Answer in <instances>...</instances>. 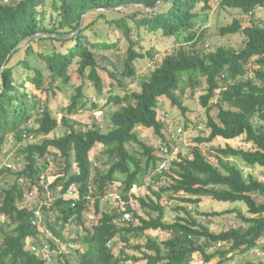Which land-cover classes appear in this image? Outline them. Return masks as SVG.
Masks as SVG:
<instances>
[{
    "label": "trees",
    "instance_id": "1",
    "mask_svg": "<svg viewBox=\"0 0 264 264\" xmlns=\"http://www.w3.org/2000/svg\"><path fill=\"white\" fill-rule=\"evenodd\" d=\"M58 2L53 4L57 17L51 18L48 25L45 12L38 10L44 0L0 4V153L12 138L21 143L24 136L44 137L40 144L27 145L22 150L26 161L22 170L14 173L8 168L0 169V172L4 170L16 177L13 185L1 189L0 193V264H46L41 255L27 248L29 238H35L41 244L37 235H43V232L31 225L33 214L20 207L23 198L20 182L29 179L35 183L40 175L36 157L42 161L49 158V148L57 150L59 158L54 162L57 168L51 177L55 179L49 183L48 189H64L74 184L78 194L75 208L61 197L56 200L57 217L55 222H48V228L64 243L85 246L82 253L77 248L74 250L77 251L74 253L78 258L76 261L64 250L58 255L59 264H117L130 260L146 264H193L195 257L203 264H231L238 256L255 250H260L257 262L245 261L244 264H264V243L261 242L264 238V181L254 175L257 170L264 171V23L261 25L255 21L257 12L264 10V0L219 1V8L238 12L230 23L219 27L218 35L241 34L245 41L239 50L221 46L213 52L205 47L200 50L197 46L204 42L202 24L210 10L209 0ZM157 2L159 6L150 10ZM89 11L96 18L92 24L84 25ZM83 16L82 27L78 30ZM98 20H103L109 28L119 29L127 39L128 48L120 73L122 78L132 79L136 75L135 62L149 57V53L142 54L136 49L138 42L131 37L132 31L143 28L165 38H175L178 44L173 53L165 56L149 75L141 79L139 90L124 87L121 94L110 93L106 104L115 106L116 110L110 116L112 129L108 132H102L96 124L84 130H77L69 124L72 115L87 107L84 98L86 82L99 96L105 90L99 63L89 45L104 51L115 50L118 46V42H89L84 33ZM33 35L40 37L29 38ZM26 38L29 39L19 45ZM42 42L48 43L51 49L39 51L36 47ZM33 61L42 63L43 68ZM73 65L76 69L71 74ZM23 73L26 74L24 79L21 78ZM74 75L80 76L81 85H70ZM198 78L205 85L198 99L206 115L209 135L196 139V143L210 144L218 138L235 141L243 137L251 148L230 145L218 148L217 165H214L198 147L186 156L169 144L161 143L172 155L168 170L159 171L162 158L157 148L146 146L139 139L136 128L152 129L162 138L163 122L157 112L159 99L167 98L172 106L185 114V88H191L193 94L201 83ZM119 87L123 86L119 83ZM66 90L71 94L62 122L68 131L61 137L50 139L48 136L59 124L43 99ZM92 109L97 110L98 105L93 103ZM214 109L217 110L215 118L211 116ZM130 144L142 150L141 158L129 151L127 146ZM97 145L104 148L103 155L112 161L105 174H100L98 168L93 167L94 161L90 160L89 153ZM240 165L251 171L243 174ZM154 171L157 175L152 179H164L162 182L166 185L160 186L158 192L147 187L155 200L149 196L139 198L145 216L139 215L131 205L138 195H132L130 191L133 187L140 189L141 179ZM113 182L119 185L122 201L110 212L100 214L99 202ZM88 186L92 187L90 195ZM163 195L185 205L174 208L183 215H178L172 223L164 221ZM204 198L221 203H242L248 216L237 210L210 214L195 210L197 216L204 217L205 221L201 223L189 207L198 208ZM258 198L263 201L258 202ZM90 204L100 217L88 229L82 218ZM125 212L131 214V221L117 224ZM226 213H236L241 224L213 230L209 218ZM70 220L85 235L64 236ZM156 231L168 234V237L158 241L152 237ZM43 239L57 251L48 236ZM109 241H113L110 248L107 247ZM116 241L121 245L119 252L115 250ZM127 252L140 256H129Z\"/></svg>",
    "mask_w": 264,
    "mask_h": 264
},
{
    "label": "rangeland",
    "instance_id": "2",
    "mask_svg": "<svg viewBox=\"0 0 264 264\" xmlns=\"http://www.w3.org/2000/svg\"><path fill=\"white\" fill-rule=\"evenodd\" d=\"M19 0H0V4H10L15 3ZM59 0H44V4L42 7H39L38 10H43L45 12V23L48 25L50 24L49 20L55 19L57 17V13L53 9V4L59 3ZM210 3V10L207 11V19L202 24V28L204 31L203 40L204 42L198 44V48L204 49L205 47L208 51H214L218 47H225V48H233L235 50H239L243 45L245 38L241 34L235 35H227L221 37L218 35V29L221 26H224L232 21V19L237 16L238 10L236 9H221L218 7L220 0H209ZM256 14L255 21L258 24L263 25L264 23V10L259 11ZM84 25L92 24L95 20V15H91V12L85 17ZM244 23V22H243ZM246 23H244L245 25ZM89 40V42L97 43L107 41L109 43L118 42V46L115 50L111 51H104L98 48H92L89 45L91 51L95 54L97 61L99 63V74L104 82V93L102 95H98L95 90L86 82L84 84V98L87 104L86 109L79 110L77 114L72 115L70 117V125L74 126L77 130H84L85 128H90L92 124H96L102 132H108L112 129V125L110 123V116L116 110V107L113 105H107L106 100L107 97L112 94H121L124 90L123 88L126 87L129 90H139V82L142 78L146 77L150 74V72L155 69L162 61V59L167 56L168 54L173 53L177 48L178 44L175 38H165L160 33H150L141 28L140 30H134L131 33V37L138 42V46L136 49L141 52L142 54L149 53V57H145L143 60H137L135 62V69L136 75L132 79L122 78L120 73L122 71V63L125 58L128 42L126 37L120 32L119 29L115 28L114 26L109 28L105 25L103 20L96 21L92 26L90 25L89 29H87L84 33ZM39 51H48L51 49V46L46 43H40V46L36 47ZM255 60V59H254ZM33 63H36L33 61ZM40 68H43L42 63H36ZM76 66H72L70 69V73L73 74L75 72ZM22 72V71H19ZM45 76H46V72ZM26 76L25 73L21 75V78L24 79ZM201 79L198 78V81ZM82 79L79 75H74L73 79L70 82L72 86H79L82 84ZM119 83L123 86L122 88L119 87ZM45 86H47V78L45 77ZM74 88V87H72ZM205 88L203 80L201 83L195 88L194 93L191 94V88H185V95L183 96V106L186 108V113L183 114L180 110L176 107L172 106L170 101L167 98H160L159 99V108H158V118L163 122V129H162V138L155 134L152 129H143L142 127L138 126L136 128L137 134L139 139L144 142L146 146L156 148L161 143H167L171 147L180 150L186 156L191 152L192 149L198 147L206 158L214 165H217L216 161V150L218 148H224L226 145H230L235 148H251L250 144H246L243 137L239 138L235 141H225L223 139H216L210 144H202L199 145L196 143V139L198 138H206L209 135V130L206 127V115L204 113V109L201 107L199 103V96L202 94ZM68 92V93H67ZM72 92V89H71ZM69 90L64 92H59L56 96L48 95V99H43L48 103L49 111L51 112L52 116L57 119L58 121V128L53 131L48 138H58L66 134L68 128L62 122V117L66 115V111L64 110L65 107L68 105V98L71 94ZM44 98L43 94L41 95ZM95 103L98 105V109H92V104ZM217 115V110L214 109L211 113V116L215 118ZM257 123L256 121H254ZM44 137H29L28 139L25 138L21 143H17L15 138L9 140V142L4 146L2 152L0 153V169L1 167L6 168L7 164H11L13 166V172H19L22 170L26 164L25 156L22 153V150L27 145L31 144H40L43 141ZM129 151L136 155L137 157L141 158L142 150L134 144H130L127 146ZM53 148H49L48 153H50V160L54 163L58 161L59 153L57 151H52ZM104 148L102 146L97 145L93 150L89 153L91 162H97V170L100 171V174H105V172L110 167V163L112 162L106 156L103 155L102 151ZM235 161V160H234ZM145 161L143 160L142 166L144 165ZM236 162V161H235ZM239 164V162H236ZM36 164L37 166H44L45 167V160L42 161L36 157ZM50 164V163H49ZM61 164V163H58ZM57 168V164H53L49 169L46 170V174L48 178L51 180L52 173ZM93 168V167H92ZM240 170L243 174H247L251 171L250 168L245 167L244 165H240ZM0 172V193L1 189H8L13 183L15 182V175L8 174L1 170ZM156 171L150 173L149 176H144L142 180V186L140 189L137 187H133L130 191L132 195H138L131 202L134 211L139 214L143 215L144 212L140 209V203L138 201L139 198H144L145 196L151 197L155 200L154 195L152 192H158L160 186L166 185L164 181H156L152 179L156 177ZM258 178L264 181V171L257 170L254 172ZM48 179V182L50 181ZM167 180V179H166ZM168 181V180H167ZM119 185H121L120 181H117ZM116 182H113L111 185L114 187H118L119 185ZM22 189L25 191L26 187L22 182ZM151 186V191L147 188ZM113 193V191H110ZM120 194V193H119ZM112 194H107L105 192L104 197L99 202V212L101 213H108L114 207L113 198H111ZM169 195L161 196V203L164 206V221L166 223H172L178 215H183L182 213L174 211L176 207H184L185 205L179 204L176 200H170ZM258 202L263 201L262 198L257 199ZM192 214L194 217L197 218L198 221L204 223V217L197 216L196 211L200 213H223V212H230L231 210H237L241 214L247 215V208L242 203H221L213 201L209 198H204L198 208H194L192 206ZM131 215V214H130ZM145 216V214H144ZM248 216V215H247ZM99 214H96L94 210V206L90 204L89 209L84 213L82 218V222L86 228L91 229V227L96 223L99 218ZM132 218V217H131ZM0 220L1 217H0ZM209 220L212 221V229H222L223 227H233L236 225L241 224L237 218L236 213H226L219 216L211 217ZM131 221V219H130ZM129 221V222H130ZM46 228L45 224L43 226ZM41 227L39 230L43 231L44 228ZM68 237H76V236H83L85 232L82 231L78 225H75L72 230L68 231ZM152 237L161 241L168 237V234H165L160 231H156L152 234ZM264 243V238L261 241ZM64 245V244H63ZM74 247V249H72ZM77 248L78 252H84L85 246L80 243L71 242L68 245H64V249L61 251H68L67 255H70L71 259H78L77 256L74 254V250ZM121 249V245L118 241L115 244V250L119 252ZM77 251H75L76 253ZM260 250H255L245 254L244 256H238L237 261L231 264H244L245 261L257 262L258 260V253ZM129 256H140L134 252H127ZM69 257V256H68ZM128 264H146V262H133L132 260L127 261ZM193 264H203V261L195 257Z\"/></svg>",
    "mask_w": 264,
    "mask_h": 264
},
{
    "label": "built area",
    "instance_id": "3",
    "mask_svg": "<svg viewBox=\"0 0 264 264\" xmlns=\"http://www.w3.org/2000/svg\"><path fill=\"white\" fill-rule=\"evenodd\" d=\"M263 11V9L261 10ZM28 137L24 136V139ZM157 151L159 152V156L162 158V161L160 162L158 166L159 171L168 170L169 165L168 162L170 161V157L172 155L171 152H169L167 146L163 144H159L157 147ZM52 151H57L53 149ZM58 152V151H57ZM59 153V152H58ZM39 159V158H38ZM50 163V164H49ZM53 162L50 160V157L45 160V167L44 166H37L36 168L39 170L40 175H38V178H36L35 183L32 184L31 180L26 179L22 183L26 187L25 191L23 190V198L22 202L20 204L21 208H26L30 213L33 214V218L31 219V225L34 228L40 229L41 227L46 226L44 228L43 235H37V237L40 239L41 244H38L37 240L35 238H29L27 241V248L32 253H36L37 255H41L43 260L46 264H59V258L58 255H61L64 249V245H68L70 243H64L60 239H58L54 234L51 232V230L48 228V222H55V218L57 217V212L55 208V202L56 200L61 197L65 201H70V206L72 208L76 207V201H77V194L78 190L76 185L70 184L67 185L66 188L62 189V187L56 188L55 190H49L48 185L53 179H49L46 170L49 169L51 166H53ZM93 167H97V162H93ZM6 168L13 169V166L11 164H7ZM48 179L50 180L48 182ZM136 188V187H135ZM89 195L92 192V187L88 186ZM113 191L111 193L110 191ZM63 191V192H62ZM107 194H112L111 198H113V203L116 205L118 202H121V195L118 192V187L111 186L109 190L106 191ZM87 196L88 200L91 201V197ZM114 205V206H115ZM131 219L130 213H124L120 219V222L126 223L129 222ZM72 220H70L66 224V229L64 230V236H68V231L72 230L74 225L71 223ZM121 223V224H122ZM45 236H48L53 243L57 247V251L52 250L50 245L43 239ZM64 244V245H63ZM113 244V241H109L107 244V247H111ZM74 249V247L72 248ZM76 261V259H74ZM117 264H128L127 262H119Z\"/></svg>",
    "mask_w": 264,
    "mask_h": 264
},
{
    "label": "water",
    "instance_id": "4",
    "mask_svg": "<svg viewBox=\"0 0 264 264\" xmlns=\"http://www.w3.org/2000/svg\"><path fill=\"white\" fill-rule=\"evenodd\" d=\"M159 2H157L156 3V7L155 8H152V9H150V10H155L158 6H159ZM141 6H143L144 8H146L143 4H140ZM118 8H113L112 10H117ZM147 9V8H146ZM90 11H92V10H90ZM89 11V12H90ZM83 18H84V16L81 18V22H80V26H79V29L78 30H80L81 29V27H82V24H83ZM35 37H40V35H33V36H31V37H29V38H35ZM29 38H26V39H24V40H22L20 43H19V45H21V44H23L25 41H27V39H29ZM1 71H2V68H1V70H0V73H1Z\"/></svg>",
    "mask_w": 264,
    "mask_h": 264
},
{
    "label": "clouds",
    "instance_id": "5",
    "mask_svg": "<svg viewBox=\"0 0 264 264\" xmlns=\"http://www.w3.org/2000/svg\"><path fill=\"white\" fill-rule=\"evenodd\" d=\"M54 149V148H53ZM3 219H4V217H3ZM75 253V252H74Z\"/></svg>",
    "mask_w": 264,
    "mask_h": 264
}]
</instances>
